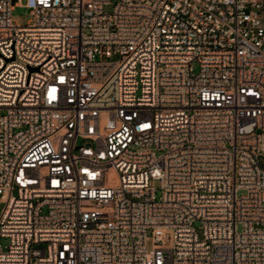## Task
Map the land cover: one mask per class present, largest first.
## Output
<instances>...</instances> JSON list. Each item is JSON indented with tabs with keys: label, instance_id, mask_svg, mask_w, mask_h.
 <instances>
[{
	"label": "built area",
	"instance_id": "obj_1",
	"mask_svg": "<svg viewBox=\"0 0 264 264\" xmlns=\"http://www.w3.org/2000/svg\"><path fill=\"white\" fill-rule=\"evenodd\" d=\"M111 3L0 0V264H264V0Z\"/></svg>",
	"mask_w": 264,
	"mask_h": 264
},
{
	"label": "rangeland",
	"instance_id": "obj_2",
	"mask_svg": "<svg viewBox=\"0 0 264 264\" xmlns=\"http://www.w3.org/2000/svg\"><path fill=\"white\" fill-rule=\"evenodd\" d=\"M117 0H112V3L110 5H107L105 10L107 12H111L114 8V5L116 3ZM13 5L15 6L12 15H13V19L19 23V24H25L27 22H29V20L31 19V10L27 7V0H22V5H18L19 0H12ZM78 142L84 143L85 140L79 139ZM259 162L261 164V166L264 168V157L261 156L259 158ZM152 185H154L156 187L157 190V196L159 197L161 195V190H160V186H159V182L158 181H152L151 182ZM199 224L196 223V226H198ZM239 229H241V226H239ZM1 244L3 247H5L6 245L9 244V239L4 237L1 238Z\"/></svg>",
	"mask_w": 264,
	"mask_h": 264
}]
</instances>
